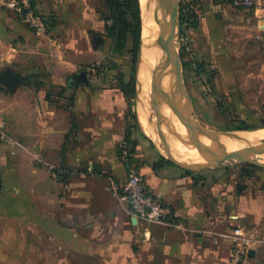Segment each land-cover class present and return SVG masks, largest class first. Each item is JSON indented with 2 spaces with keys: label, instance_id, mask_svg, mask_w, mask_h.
Masks as SVG:
<instances>
[{
  "label": "crops",
  "instance_id": "0c3cea01",
  "mask_svg": "<svg viewBox=\"0 0 264 264\" xmlns=\"http://www.w3.org/2000/svg\"><path fill=\"white\" fill-rule=\"evenodd\" d=\"M70 1L35 0L45 17L51 12L58 15L64 8L70 13ZM2 2L0 68L12 67L16 73L22 69L24 78L62 84L65 71L74 73L89 60L91 31L86 26L37 31L9 15ZM200 7L195 30L198 50L213 62L226 63L220 62L219 70L227 93L240 88L257 100L264 75V1L259 8H247L234 5L233 0H200ZM252 53L259 61L250 69L249 83L239 65ZM47 69L51 77L42 75ZM48 96L46 84L37 90L27 82L10 105L0 108L23 112L22 130L14 132L22 148L0 149V228L5 236H14L21 226L31 236L32 228L38 227L41 236H54L56 242L69 238L71 243L90 244L100 222L122 224L123 236L115 238L125 247L120 257L125 264H228L230 233L240 225L237 214L250 193L240 195L234 187H224L223 181L214 182L216 173L188 170L163 156L147 159L140 144L135 146L132 163L125 162L119 147L128 130V103L118 89L92 91L79 86L68 109L59 98L53 101L54 95ZM54 168L62 175L71 173L66 182L55 175ZM130 168L138 171L150 193L187 223L189 231L173 230L163 223H134L121 190ZM248 203V211L257 212L256 200ZM259 209L264 212V203ZM37 221L39 225H34ZM254 225L257 228L259 223ZM260 229L264 232V221ZM249 262L264 264V244L254 246Z\"/></svg>",
  "mask_w": 264,
  "mask_h": 264
},
{
  "label": "rangeland",
  "instance_id": "374dc122",
  "mask_svg": "<svg viewBox=\"0 0 264 264\" xmlns=\"http://www.w3.org/2000/svg\"><path fill=\"white\" fill-rule=\"evenodd\" d=\"M66 3L68 2L66 1ZM70 6V13L64 8L63 11L58 12V15L52 12L46 15L48 24L45 31H51L55 26L57 31H66L67 28L73 31L77 28V25H81V30V28L86 26L91 31L87 44L91 56L89 60L81 63L74 70V73L65 71L62 76V84L51 82V80L47 82L40 81V87L46 84L48 97L54 95L53 101L59 98L62 105L67 109L71 107L73 93L79 86H87L92 91L110 88L120 90L127 99L129 117L126 133L129 138L125 135L123 142L129 144V150L134 144L135 146L140 144L141 153L147 159L152 160L158 156L165 157L166 154L163 152L164 145L158 139L159 133L157 132L156 137L150 134L146 130L139 113L136 60L142 34L137 45L133 38L129 37L125 46L122 49H117L114 38L106 30V26L111 25L113 22L108 20L110 9L105 0H71ZM200 9V0H179L178 13L181 29L179 36L175 40V53H177L176 55L181 64L180 87L191 99L193 119L201 128L213 132L244 128L246 130L264 128V75L261 77V92L258 93L259 98L257 100L253 93H244L239 90L240 88H236L234 93H227L224 90L225 87L221 83L219 65L221 63L226 65V63L222 59L213 62L211 56H206L200 52L196 45L195 30L200 24ZM182 13L185 14L184 20H182ZM194 15H197V18ZM87 20L88 25L87 22L84 23ZM95 45L96 47H94ZM252 55L253 57L249 56L250 58L240 62L241 65H239L246 70L240 74L243 78L249 79V83L253 77L250 69L255 68L256 62L259 61L257 54L252 53ZM262 58L264 60V51L262 52ZM169 59L172 66L174 65L175 87L173 90L178 92L179 95L178 107L186 112L189 104H186L185 100L180 96L178 86H176L177 66L172 57ZM7 68H0V72L5 71ZM17 71L21 76H24L22 75L24 70L17 69ZM83 72L87 74L88 82L86 83L79 81V76ZM42 75L51 77L52 72L47 69ZM133 78L135 79L134 82H132ZM35 80L37 81V79ZM40 87L35 88L40 90ZM147 89L145 99L152 116L151 119L155 117L154 126L158 127L156 120L160 112H162V105H157L154 102L151 90H149L150 86ZM15 92H10L7 86L0 82V108H6L11 104ZM6 111L0 110V117L4 118L6 131L14 143L6 144L0 142V149L22 148V142L15 137L14 132L16 129L22 130L23 112L16 114L14 111L9 113ZM173 122L183 124L179 119H175ZM171 127L172 125L169 122L167 132L172 130ZM123 142L119 147L120 156H122ZM180 143H182L181 140ZM177 160L183 165L200 167L199 163ZM55 170L56 168L53 169V172L59 177L61 173ZM200 171L207 174L216 173V177L219 178L217 179L213 176L215 178L214 182L221 180L224 183V187L232 186L240 195L250 193L249 197L246 198L245 205L242 206L245 208H241L238 211L242 216H239V213L237 214V218L241 223L234 228L243 229L245 234L251 235L256 239L258 245H263L264 232L260 227H262V222L264 221V212L261 213L260 211H263V209L260 210L259 207H262L264 203V167L232 160L225 162L219 167L205 168ZM70 174H68V177ZM61 181L66 182L67 180ZM253 191L263 192V194L255 195ZM252 198L259 204L258 207L256 205L257 212L248 211V200ZM253 222L255 224L259 223L260 227L255 228L257 225H254ZM33 224L39 225L38 221L33 222ZM121 225L113 226L106 224V222H100L95 228L93 236L90 237L93 240V243L91 242L90 244L71 243L69 238H65L62 243L56 242L54 236H41L38 227L32 228L31 236L24 231L23 226L17 227L15 229L16 234L10 237L5 236L4 230L0 228V264H125V260L120 258L126 252L125 247L118 243V239L115 238L120 235L123 236V227ZM86 231L85 229V235Z\"/></svg>",
  "mask_w": 264,
  "mask_h": 264
},
{
  "label": "bare ground",
  "instance_id": "6f19581e",
  "mask_svg": "<svg viewBox=\"0 0 264 264\" xmlns=\"http://www.w3.org/2000/svg\"><path fill=\"white\" fill-rule=\"evenodd\" d=\"M174 1L175 0H171V4H173ZM140 6L143 27L142 39L145 44V49L141 56L139 70L137 72V102L141 120L144 122L143 124L146 130L150 134H153L154 137L159 133L158 139L163 143V152L167 156L185 162L204 163L205 160L200 156L197 149L192 146V138L188 134L185 125L179 122H173V120L179 119V117L172 112L169 107L162 105V112H160L156 120V125L158 127L154 126L155 117L151 119L152 116L145 99L146 90H148L147 87L149 88V86L151 89V76L154 66L158 63L161 55L164 54V52H161L160 44H162V38L168 33L171 27V21L168 16L167 6L162 4V0H140ZM169 58L170 57H167L161 66L159 86L164 96L178 106L179 95L178 92L173 90L175 87L174 65L172 66ZM169 122L172 125L171 128L173 131L169 130L170 132H167ZM198 133L206 144H215L227 148L230 151L264 141V128L213 132L201 128L198 125ZM180 140L182 143H180ZM263 155L264 152L259 153L256 155V158L264 162Z\"/></svg>",
  "mask_w": 264,
  "mask_h": 264
},
{
  "label": "built area",
  "instance_id": "2783aa9c",
  "mask_svg": "<svg viewBox=\"0 0 264 264\" xmlns=\"http://www.w3.org/2000/svg\"><path fill=\"white\" fill-rule=\"evenodd\" d=\"M264 0H233L234 5L243 7L262 6ZM2 5L5 11L23 23L37 31H45L47 18L40 13L35 0H3ZM264 43V36L261 37ZM0 142L13 144V140L6 131V123L0 117ZM129 147L123 142L121 158L128 161ZM121 190L127 199L130 214L137 225H150L153 223H163L168 228L186 232L190 228L187 223L180 219L171 206L166 204L163 199L150 193L145 187L142 176L138 171L130 168L126 181L122 184ZM231 256L228 264H250L251 251L257 244L256 239L244 233L243 229L237 228L230 233Z\"/></svg>",
  "mask_w": 264,
  "mask_h": 264
},
{
  "label": "water",
  "instance_id": "95a60500",
  "mask_svg": "<svg viewBox=\"0 0 264 264\" xmlns=\"http://www.w3.org/2000/svg\"><path fill=\"white\" fill-rule=\"evenodd\" d=\"M162 4L167 6L168 16L171 21V27L168 33L162 38L160 44L161 52L165 54L161 55L158 63L154 66L152 76H151V95L154 102L157 105H165L169 107L172 112L178 115L179 119L185 125L188 134L192 138V146L197 149L200 156L205 160L204 163H199L200 167H195L194 165L187 166L178 162L176 158L165 156L169 161L176 163L177 165L193 171H200L201 169L207 168H216L221 166L227 161L237 160L241 162H248L253 165L264 167V162L259 161L256 158V155L264 152V141H261L258 144L250 145L241 149L230 151L227 148L217 146L215 144L208 145L200 137L198 133V123L192 117V106L190 97L181 89L180 80H181V64L175 53V40L180 34L181 21L178 13L179 0H175L171 4V0H162ZM96 47V45L94 46ZM145 49V44L141 38L140 48L137 55V69L139 68L140 59ZM167 57H172L177 66V86L180 96L185 100L186 104L189 106L185 111L180 107L176 106L171 100L167 99L162 93L159 86V76L161 66L164 63ZM139 70V69H138ZM137 70V72H138ZM80 82H88L87 74L85 72L81 73L79 76ZM0 82L5 84L10 92H15L21 85H26L27 81L24 77L16 73L12 68L8 67L5 71L0 72ZM244 130V129H237ZM0 190H1V181H0ZM134 223L135 220L133 219ZM252 252V251H251Z\"/></svg>",
  "mask_w": 264,
  "mask_h": 264
},
{
  "label": "trees",
  "instance_id": "16d2710c",
  "mask_svg": "<svg viewBox=\"0 0 264 264\" xmlns=\"http://www.w3.org/2000/svg\"><path fill=\"white\" fill-rule=\"evenodd\" d=\"M106 4L110 9V15H108V20L113 23L106 26V30L109 35L112 36L117 44V49H122L129 37L133 38L136 45L139 42L142 34V19H141V6L140 0H105ZM197 18V15H194ZM185 14L182 13V20H184ZM48 21V18H47ZM48 24V22H47ZM196 27V25H194ZM26 81L34 85L35 87H40V81H32V77H26ZM135 79H132L134 82ZM126 92V91H125ZM129 95V93L127 92ZM245 129V128H244ZM129 138V135L126 134ZM128 147L129 144L127 143ZM135 151V144L129 150L128 162L129 164L133 161V154ZM56 171V170H55ZM61 180L66 181L68 174H60Z\"/></svg>",
  "mask_w": 264,
  "mask_h": 264
}]
</instances>
